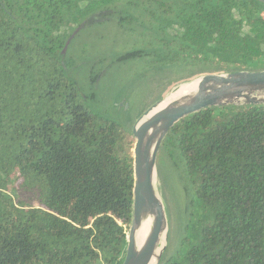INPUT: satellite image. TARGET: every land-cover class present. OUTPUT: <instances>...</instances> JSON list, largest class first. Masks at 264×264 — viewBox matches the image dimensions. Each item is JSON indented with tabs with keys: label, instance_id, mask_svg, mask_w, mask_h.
Listing matches in <instances>:
<instances>
[{
	"label": "trees",
	"instance_id": "1",
	"mask_svg": "<svg viewBox=\"0 0 264 264\" xmlns=\"http://www.w3.org/2000/svg\"><path fill=\"white\" fill-rule=\"evenodd\" d=\"M102 11L116 36L93 59L141 67L135 81L151 97L138 116L196 76L264 70L255 0H0V264H122L131 131L85 103L62 52ZM166 164L189 186L172 187L160 264H264V105L184 117L157 176Z\"/></svg>",
	"mask_w": 264,
	"mask_h": 264
},
{
	"label": "water",
	"instance_id": "2",
	"mask_svg": "<svg viewBox=\"0 0 264 264\" xmlns=\"http://www.w3.org/2000/svg\"><path fill=\"white\" fill-rule=\"evenodd\" d=\"M255 1L264 4V0ZM75 33L67 39L62 52ZM192 83L196 84L193 90L166 101L168 93L149 106L131 128L134 139L131 149L132 214L122 264H160L167 245L168 217L157 189V157L169 130L184 117L203 108L264 105V70L208 73L184 81L178 87ZM147 219L151 220V225L139 245L136 237ZM163 235L166 238L161 245Z\"/></svg>",
	"mask_w": 264,
	"mask_h": 264
},
{
	"label": "rangeland",
	"instance_id": "3",
	"mask_svg": "<svg viewBox=\"0 0 264 264\" xmlns=\"http://www.w3.org/2000/svg\"><path fill=\"white\" fill-rule=\"evenodd\" d=\"M103 13L105 11L97 12L75 28L74 39L67 46L68 49L66 48L74 63L67 66L66 72L75 81L87 105L107 118L115 120L125 130L131 131L139 117V111L151 96L143 94L142 84L135 81V76L142 72L141 67L125 66L121 71L122 62H112L110 54L102 61L101 66L93 59L97 54L110 53L113 50L112 44L116 34L104 24L107 17L102 15ZM127 29L129 30V27ZM118 46V51L128 47L126 44H117ZM92 73L97 74L94 79ZM178 85L169 89L164 96L175 91ZM130 139L134 143L132 135ZM167 165L157 176V189L170 220L172 217L170 213L174 211L175 205L172 187L177 188L182 186V183L188 187L189 184L185 181L181 183L173 181Z\"/></svg>",
	"mask_w": 264,
	"mask_h": 264
},
{
	"label": "bare ground",
	"instance_id": "4",
	"mask_svg": "<svg viewBox=\"0 0 264 264\" xmlns=\"http://www.w3.org/2000/svg\"><path fill=\"white\" fill-rule=\"evenodd\" d=\"M195 86H196L195 83H192L191 85H186V84L180 85L176 91L170 93L167 96L166 101H169V100H171L173 98L179 97V96L183 95L184 93H187L188 91L193 90ZM150 225H151V220L150 219H147L143 223V225H142V227H141V229H140V231H139V233H138V235L136 237L137 244H139V245L142 244V242L144 241L145 237L147 236V233L149 231ZM165 238H166V235H163L162 240H161V245L164 243Z\"/></svg>",
	"mask_w": 264,
	"mask_h": 264
}]
</instances>
